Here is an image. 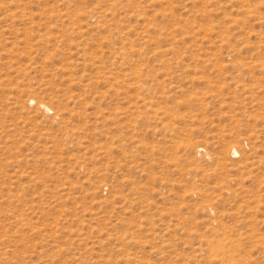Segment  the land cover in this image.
Segmentation results:
<instances>
[{"label": "rangeland", "instance_id": "374dc122", "mask_svg": "<svg viewBox=\"0 0 264 264\" xmlns=\"http://www.w3.org/2000/svg\"><path fill=\"white\" fill-rule=\"evenodd\" d=\"M0 264H264V0H0Z\"/></svg>", "mask_w": 264, "mask_h": 264}, {"label": "bare ground", "instance_id": "6f19581e", "mask_svg": "<svg viewBox=\"0 0 264 264\" xmlns=\"http://www.w3.org/2000/svg\"><path fill=\"white\" fill-rule=\"evenodd\" d=\"M41 104H42V103H41ZM44 104H45V103H44ZM200 148H202V147H200ZM235 151H236V149H235ZM225 237H226V236H225ZM225 237H224V238H225ZM227 238H229V237H227ZM229 239H230V238H229ZM217 240H218V245H217V247H218L219 245H223V240H222V238H221L220 240H219V239H217ZM226 240H227V239H226ZM231 240H232V239H231ZM231 240H230V241H231ZM228 241H229V240H228ZM232 241H233V240H232ZM226 242H227V241H226ZM212 243H213V242H212ZM212 243H211V244H212ZM227 243H228V242H227ZM211 244H210V245H211ZM231 244H232V243H231ZM226 245H227V244H226ZM228 245H229V243H228ZM228 245H227V246H228ZM211 246H214V245H211ZM231 246H233V245H231ZM214 247H215V246H214ZM225 247H226V246H225ZM212 248H213V247H210V249H212ZM215 248H216V247H215ZM215 248H213V249H215ZM218 248H220V246H219ZM218 248H217V249H218ZM213 249H212V250H213ZM220 249H221V248H220ZM225 250H226V248H225ZM225 250H224V252H225ZM215 251H216V250H215ZM215 251H214V252H215ZM218 251H219V250H218ZM224 252H222V253L224 254ZM230 252H231V251H230ZM227 253H228V252L225 253L226 256H227V255H231V254H229V253L227 254ZM216 254L218 255L219 252L216 253ZM221 256H222V255H221ZM222 257H223V256H222ZM229 257H231V256H229Z\"/></svg>", "mask_w": 264, "mask_h": 264}]
</instances>
